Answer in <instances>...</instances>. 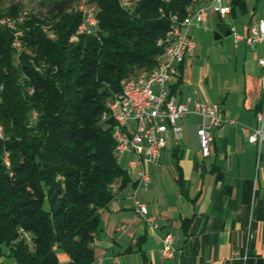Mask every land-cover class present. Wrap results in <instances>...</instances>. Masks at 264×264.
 <instances>
[{
    "label": "trees",
    "instance_id": "1",
    "mask_svg": "<svg viewBox=\"0 0 264 264\" xmlns=\"http://www.w3.org/2000/svg\"><path fill=\"white\" fill-rule=\"evenodd\" d=\"M91 1L97 24L74 39L84 17L74 0L28 10L17 23L18 47L0 22V252L7 248L20 264H95L101 209L132 179L118 159L115 120L104 112L136 66L160 61L157 40L170 32V14L194 7L193 0H135L130 8ZM20 5L0 0V17L17 18Z\"/></svg>",
    "mask_w": 264,
    "mask_h": 264
},
{
    "label": "crops",
    "instance_id": "2",
    "mask_svg": "<svg viewBox=\"0 0 264 264\" xmlns=\"http://www.w3.org/2000/svg\"><path fill=\"white\" fill-rule=\"evenodd\" d=\"M235 3L234 16L241 11L249 17L231 27L244 34L260 18L257 4ZM193 26L202 27L191 25V34ZM226 30L216 32L232 33L223 51L229 60L194 63L189 54L171 82L178 100L193 95L220 102L224 121L211 128V153L200 150L196 129L202 118L190 113L180 118L182 140L170 135L159 160L145 162L147 183L140 181L138 166L132 171L125 166L132 179L110 203L117 202L118 210L101 209L105 231L93 240L95 264H264V140L248 137L259 126L257 111L264 105L259 62L264 40L250 45ZM134 196L147 203L159 227L136 210ZM167 231L175 235L172 257L160 252Z\"/></svg>",
    "mask_w": 264,
    "mask_h": 264
},
{
    "label": "built area",
    "instance_id": "3",
    "mask_svg": "<svg viewBox=\"0 0 264 264\" xmlns=\"http://www.w3.org/2000/svg\"><path fill=\"white\" fill-rule=\"evenodd\" d=\"M120 4L131 5L135 0H119ZM234 0H195L194 7L190 8L183 16L177 12L170 14L172 39H166L164 51L160 61L152 68H145L139 74L125 77L122 80V90L109 102L108 111L104 114L112 116L115 120L113 135L116 139V150L118 153H129L132 156L128 160L129 170L139 167L138 176L140 181L147 183L150 180V173L145 162H156L159 160L164 148L167 146L170 135L176 140L183 137V126L178 120L190 113L201 116L202 122L197 126L196 135L198 146L204 156L211 153V128L223 123L222 106L220 102L209 101L204 98L188 95L178 100L176 93L172 91L171 82L178 73L180 64L186 56L191 54L196 41L188 28L199 25L208 28V17L211 11L223 16L231 14ZM264 8V0H263ZM84 17L80 23V31L72 35L77 38L78 33L90 30L97 24L94 7L81 6ZM14 31L13 44L21 45L20 36L23 30L17 26V19L2 22ZM1 26V25H0ZM231 30L234 31L233 26ZM237 38L254 45L264 40V15L249 24V29L242 34L234 31ZM53 35V34H52ZM159 41V39L157 40ZM264 66V56L259 59ZM261 84L264 88V72L261 77ZM3 83L0 84V91ZM36 110H33L32 117H36ZM259 126L249 133L251 142L264 140V105L257 111ZM2 127L0 125V134ZM8 161V158H6ZM135 208L153 227H159L155 214H148V205L140 198L134 196ZM111 209L118 210L119 204L114 202ZM26 235L29 236L27 233ZM175 235L167 231L162 236L160 252L165 257H172L175 253ZM207 264H213L208 262Z\"/></svg>",
    "mask_w": 264,
    "mask_h": 264
},
{
    "label": "rangeland",
    "instance_id": "4",
    "mask_svg": "<svg viewBox=\"0 0 264 264\" xmlns=\"http://www.w3.org/2000/svg\"><path fill=\"white\" fill-rule=\"evenodd\" d=\"M5 2V4H10L11 2H19L21 5V7L23 8L22 11H20L15 17L18 16H24L25 18L27 17V12L28 10L32 9V10H36L41 8L42 6V1L43 0H3ZM247 4L249 6H253L255 3L257 4V7L255 9V15L257 17H261L264 15L263 12V0H246ZM74 3L77 5L78 8L81 9V6L86 5V7L91 8L94 7L95 10V5L94 2H92L91 0H74ZM238 8V6H237ZM239 10V8H238ZM239 12V11H238ZM3 17H13V16H6L3 15L0 17V22H1V18ZM249 17L248 14H242V12L240 11L237 16H233L231 14H228L225 17H220L219 15H210L209 20H208V28L204 29L203 27H196L193 26L191 28V32H192V36L196 41V47L194 49V51L189 55V58L193 59L194 63H197V61H201V62H210L212 64L216 63V62H222L227 61L230 59L229 54L223 53V51L226 50V44H227V40L228 38H232L229 37L232 35L231 34H225L220 37V38H215V33L216 31L220 30L222 24L227 23L230 25L235 24H239V20H247ZM241 29V28H240ZM240 29L238 30L239 32ZM243 33V32H241ZM232 62H236V60L234 58H231ZM237 64H240V61L236 62ZM147 68L146 66H136L134 71L130 72L126 77L128 76H134L139 74L143 69ZM178 122L181 124L180 119L178 120ZM182 139H179L177 141H181ZM132 156V154L129 153H119L118 159L119 162L123 165V166H128V160L129 158ZM65 253L63 251H59V255L61 257V255ZM63 258V257H61ZM64 262L68 261V258L66 259H62ZM0 261H2L4 264H20L18 263L13 256L8 254V249L4 248L2 252H0ZM111 264V263H108Z\"/></svg>",
    "mask_w": 264,
    "mask_h": 264
},
{
    "label": "bare ground",
    "instance_id": "5",
    "mask_svg": "<svg viewBox=\"0 0 264 264\" xmlns=\"http://www.w3.org/2000/svg\"><path fill=\"white\" fill-rule=\"evenodd\" d=\"M193 1H195V0H193ZM204 1H205V0H204ZM207 1H212V0H207ZM124 7L130 8L131 5H124ZM6 18H7L8 20H15V19H17V23H18V22H22V21H23L24 16H20V17L18 16L17 18H11V17H6ZM6 18L2 19V20H1V23L4 22V20H5ZM78 31H80V26H79ZM166 39H172V32H169L164 38H160L159 41H158V44L166 45ZM105 116H106V115H105Z\"/></svg>",
    "mask_w": 264,
    "mask_h": 264
},
{
    "label": "water",
    "instance_id": "6",
    "mask_svg": "<svg viewBox=\"0 0 264 264\" xmlns=\"http://www.w3.org/2000/svg\"><path fill=\"white\" fill-rule=\"evenodd\" d=\"M235 2H238V0H234ZM226 33H230L231 32V29L229 28V29H227L226 31H225ZM221 36V33H219V32H216L215 33V37H220Z\"/></svg>",
    "mask_w": 264,
    "mask_h": 264
}]
</instances>
